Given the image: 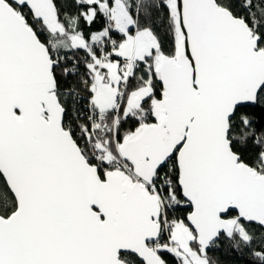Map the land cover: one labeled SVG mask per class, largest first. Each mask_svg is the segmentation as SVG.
Here are the masks:
<instances>
[{
  "label": "snow or ice",
  "instance_id": "obj_1",
  "mask_svg": "<svg viewBox=\"0 0 264 264\" xmlns=\"http://www.w3.org/2000/svg\"><path fill=\"white\" fill-rule=\"evenodd\" d=\"M0 264H264V0H0Z\"/></svg>",
  "mask_w": 264,
  "mask_h": 264
}]
</instances>
